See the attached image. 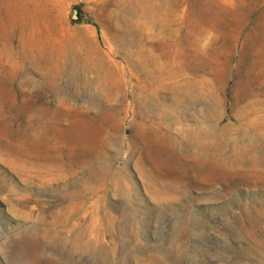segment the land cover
<instances>
[{"label": "rangeland", "instance_id": "obj_1", "mask_svg": "<svg viewBox=\"0 0 264 264\" xmlns=\"http://www.w3.org/2000/svg\"><path fill=\"white\" fill-rule=\"evenodd\" d=\"M0 264H264V0H0Z\"/></svg>", "mask_w": 264, "mask_h": 264}]
</instances>
